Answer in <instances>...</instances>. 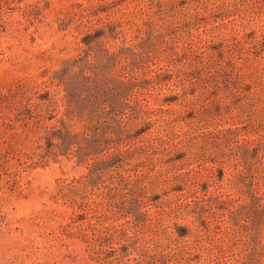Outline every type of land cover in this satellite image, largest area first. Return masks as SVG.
Wrapping results in <instances>:
<instances>
[{
  "label": "rangeland",
  "instance_id": "1",
  "mask_svg": "<svg viewBox=\"0 0 264 264\" xmlns=\"http://www.w3.org/2000/svg\"><path fill=\"white\" fill-rule=\"evenodd\" d=\"M0 264H264V0H0Z\"/></svg>",
  "mask_w": 264,
  "mask_h": 264
}]
</instances>
